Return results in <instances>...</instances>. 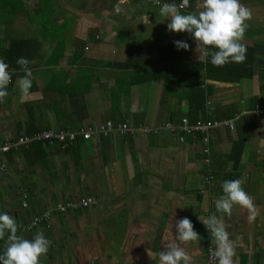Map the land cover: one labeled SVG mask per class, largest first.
Returning <instances> with one entry per match:
<instances>
[{
    "label": "crops",
    "instance_id": "obj_1",
    "mask_svg": "<svg viewBox=\"0 0 264 264\" xmlns=\"http://www.w3.org/2000/svg\"><path fill=\"white\" fill-rule=\"evenodd\" d=\"M2 1L0 57L13 40L27 45L18 68L0 71V146L46 131L115 130L33 141L43 144L28 157L23 144L0 153V264H207L209 239L218 264H264V114L253 111L237 162L228 159L238 138L230 119L212 121L231 128L209 132L207 153L164 129L190 122L181 70L205 61L207 42L264 43V0ZM246 55L237 50L235 64ZM255 73L200 74L205 108L238 121L264 108ZM84 199L95 203L57 209ZM45 212L47 223L30 228Z\"/></svg>",
    "mask_w": 264,
    "mask_h": 264
},
{
    "label": "trees",
    "instance_id": "obj_2",
    "mask_svg": "<svg viewBox=\"0 0 264 264\" xmlns=\"http://www.w3.org/2000/svg\"><path fill=\"white\" fill-rule=\"evenodd\" d=\"M182 1H185V0H182ZM4 5L5 7H7L8 3L6 1L0 0V6H4ZM1 13L2 12L0 10V14ZM19 44H20V41H17V40L11 41V45L9 46V49H7L3 53L4 55L0 57V62L2 63L0 66L1 67L0 71H2L4 68L5 69L18 68L22 60L26 58L25 53H26L27 44H21L22 46ZM19 47H24L22 48L24 50H17L19 49ZM228 48L231 49L233 52H230L231 50H229ZM217 49L219 50L216 52ZM237 50H240L241 52L247 54L246 55L247 58L245 60L248 62H245V63L243 62L241 65L235 64V62L238 63L237 60L239 58V57L234 56ZM224 65L230 66L228 67L230 68V70L226 71V73H224L223 70L221 69V66L223 67ZM255 69H257V72L260 74V78H264V43H260L252 47H242V46H233V45H225L221 43L207 42L205 45V61L203 63L185 65L181 70L182 75L186 74L188 76L189 84L190 86H192V88H190L191 94L187 96L189 113H190L189 114L190 116H188L189 121H190L189 124L193 125V123L196 122L200 118L199 116H201V120L203 122H212V121L220 120V119H230L231 120L230 122L233 123L234 125L235 131L238 132V138L232 144L228 159H231L232 161H235V162H237L240 159L244 151V139L246 137L245 133L247 132V130H250L256 126V123H255L256 116L253 112L255 111L254 107L251 111L247 112L246 115H244V118L242 117L243 119L251 120L250 126L244 129L243 128L241 129L238 127V123L243 119L241 118L240 121H238V119L236 118V114H234L232 111H230L229 114H226L225 116L214 117L211 113H209L208 109L205 108L206 98L209 93L208 87L206 88L201 87V86H204V83L202 84L198 81V76L200 74H204V76L209 79H212L214 77V78H221L223 80H226V79L236 80L239 78H253L256 75ZM192 70L193 72H191ZM227 74H230L231 76L229 75V77H226L228 76ZM260 78L258 76V81ZM216 80H219V79H216ZM259 117L262 118L264 116H259ZM223 127L227 129L229 128V126H222V128ZM217 129L218 128H216V130ZM210 134L211 133H209L208 135L210 136ZM30 136L31 135H28V137ZM191 137H193L194 140H198L199 142H201L203 150L205 148H208V143L207 145L203 144L204 142L203 140L206 137V134L195 133L194 135L188 137L190 138L189 140H191ZM17 139L18 138L13 139L10 142L13 143ZM35 144H38L40 146L43 143L31 142L27 146H25V144L21 145L20 147H18V148H21L19 149L20 150L19 152L24 153L22 155L28 157V153L31 152L29 149H31ZM11 149L12 150L10 151L16 150V148L14 147H11ZM203 155L205 156V154ZM30 164L32 165L34 163L30 162ZM25 196L27 198V194H25ZM76 210H79V208ZM45 214H47V212L41 214L40 216L45 215ZM48 215L50 218V214ZM40 216H36V217H40ZM42 223H47V221L46 222L42 221L41 224ZM15 235H16V231L7 234L4 238L9 239ZM209 240L212 241L211 239ZM210 241L207 242L206 252H207L208 243Z\"/></svg>",
    "mask_w": 264,
    "mask_h": 264
},
{
    "label": "built area",
    "instance_id": "obj_3",
    "mask_svg": "<svg viewBox=\"0 0 264 264\" xmlns=\"http://www.w3.org/2000/svg\"><path fill=\"white\" fill-rule=\"evenodd\" d=\"M255 113L257 114H264V108H260L257 107L255 109ZM230 122L225 121V122H198L196 124H189L188 120L186 119H182L181 121V125H179L178 127H174L171 124H166L164 129L170 131V132H179L180 134L182 133V137H179V140L182 141L184 139L183 135H188V136H192L195 133H201V134H206V137L204 138V144L207 145L208 143V133L218 127L221 126H230ZM125 125L122 126L120 132L125 130ZM114 127L111 125V123H107L106 125H102V126H97V127H90L87 129H81L80 131H78L77 133H73V132H52V131H46V132H42L39 134H36L34 137L32 138H20L19 141L14 144V143H7L6 145H2L0 146V153H6L8 150H10L11 147H15L18 144H29L33 141H51V140H57L58 142L61 143H66V142H72L76 139V137H81L83 140H90L92 139L95 135L101 134V135H107L108 133H111L112 131H114ZM148 132V131H147ZM204 153L208 152V149L205 148L203 150ZM95 201L94 200H81L79 203H70V204H66V207L59 208L60 212H64L66 209H70V210H76L78 208H87L89 206H91L92 204H94ZM26 204H23V207H25ZM49 213L42 215L40 217H34L32 219L31 222V226L30 228L33 227H37L42 221H48L49 219ZM215 248L212 242L208 243L207 246V252H206V257H207V264H218V257L215 254Z\"/></svg>",
    "mask_w": 264,
    "mask_h": 264
},
{
    "label": "rangeland",
    "instance_id": "obj_4",
    "mask_svg": "<svg viewBox=\"0 0 264 264\" xmlns=\"http://www.w3.org/2000/svg\"><path fill=\"white\" fill-rule=\"evenodd\" d=\"M235 42L242 44V42H244V41H242V39H237ZM66 204H70V203H64V204L62 203V205L58 206L57 209L60 207H62V208L66 207Z\"/></svg>",
    "mask_w": 264,
    "mask_h": 264
}]
</instances>
